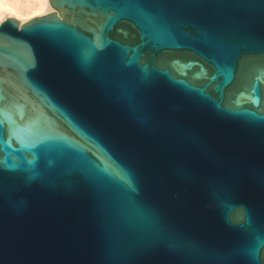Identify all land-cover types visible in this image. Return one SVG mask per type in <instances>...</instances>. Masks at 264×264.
I'll return each instance as SVG.
<instances>
[{
  "label": "water",
  "instance_id": "water-1",
  "mask_svg": "<svg viewBox=\"0 0 264 264\" xmlns=\"http://www.w3.org/2000/svg\"><path fill=\"white\" fill-rule=\"evenodd\" d=\"M0 25V264H264V0H50Z\"/></svg>",
  "mask_w": 264,
  "mask_h": 264
},
{
  "label": "bare ground",
  "instance_id": "bare-ground-1",
  "mask_svg": "<svg viewBox=\"0 0 264 264\" xmlns=\"http://www.w3.org/2000/svg\"><path fill=\"white\" fill-rule=\"evenodd\" d=\"M54 11L50 0H0V25L8 19H15L22 26Z\"/></svg>",
  "mask_w": 264,
  "mask_h": 264
}]
</instances>
